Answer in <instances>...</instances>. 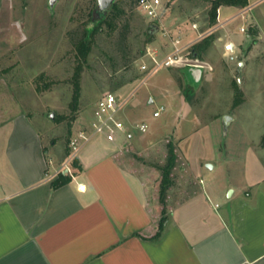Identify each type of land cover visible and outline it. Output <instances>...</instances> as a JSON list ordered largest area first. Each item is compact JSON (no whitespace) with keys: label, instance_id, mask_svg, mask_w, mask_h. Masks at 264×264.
Masks as SVG:
<instances>
[{"label":"rangeland","instance_id":"rangeland-1","mask_svg":"<svg viewBox=\"0 0 264 264\" xmlns=\"http://www.w3.org/2000/svg\"><path fill=\"white\" fill-rule=\"evenodd\" d=\"M131 1L116 0L122 13L111 25L101 23L97 0H55L53 7L50 0H0V116L28 117L48 150L57 146L66 152L74 133L93 120L98 102L113 93L125 103L121 120L132 124L136 168L151 185L156 187L161 180L159 167L169 159V144L175 148L174 186L166 204H161L164 215L170 208L167 200L177 198L176 194L185 196L191 182L184 171V151L195 166L205 159L217 165L214 173L203 169L207 183L222 177L219 166H225L233 152L256 149L264 161V7L248 12V20L232 24L238 35L244 36L241 26L251 34L239 41L240 50L233 58H227L215 41L219 33L209 40L208 34L184 54L191 59L190 50L197 48L207 69L184 64L151 73L141 69L152 64L148 49H157L160 59L168 51L162 50L160 30L149 37L151 23ZM205 6L193 11L174 3L169 21L173 26L197 21L205 31L212 28L210 7ZM255 14H259L260 34L251 18ZM96 28L100 30L92 36L88 60L76 78L82 62L76 43L86 29L92 33ZM161 107L165 111L155 118ZM225 116L232 118L227 128ZM143 122L149 127L145 134L137 127ZM155 190L160 199L159 186Z\"/></svg>","mask_w":264,"mask_h":264},{"label":"crops","instance_id":"crops-1","mask_svg":"<svg viewBox=\"0 0 264 264\" xmlns=\"http://www.w3.org/2000/svg\"><path fill=\"white\" fill-rule=\"evenodd\" d=\"M209 1L162 0L166 10L162 24L171 38L182 39L185 53L201 44L203 35L219 33L215 41L227 58H233L240 50L239 41L251 34L242 32L241 26L244 36L238 35L232 24L248 20V12L263 8L264 0H249L245 9L221 6L217 24L205 31L197 21L175 26L169 21L172 4L198 11L202 4L208 9ZM251 18L262 33L259 14ZM194 23L198 29L192 27ZM161 35L162 50L169 54L172 39ZM194 51L190 50L192 55ZM188 62L196 63L186 65L189 68L207 69L199 53ZM89 124L90 119L83 128ZM125 124L126 131L115 141L101 134L93 136L69 163L71 174H60L70 148L48 150L28 117L0 116V264H264L260 151L233 152L225 166H219L222 177L207 183L202 179L203 169L209 171L205 165L213 160L195 166L183 150L184 171L191 182L185 196L176 194L177 198L167 200L170 208L163 215L155 190L159 181L156 187L151 185L136 168L132 155L137 142L131 122ZM214 149L218 159L219 150ZM212 170H217L216 164ZM60 175L69 181L54 188L52 183ZM80 183L87 186L85 192L78 190ZM162 217H167L163 235L150 239Z\"/></svg>","mask_w":264,"mask_h":264},{"label":"built area","instance_id":"built-area-1","mask_svg":"<svg viewBox=\"0 0 264 264\" xmlns=\"http://www.w3.org/2000/svg\"><path fill=\"white\" fill-rule=\"evenodd\" d=\"M139 9L149 19V22L159 27V30L165 38L172 39L173 50L163 59L159 58V51L157 49L149 48L147 56L151 60V66L143 64L141 66L142 71L146 72L151 70V73L158 71L161 68L178 67L185 63L189 66H195L196 63H189V59L185 57V48L183 47L182 39L180 37L171 38V33L163 26L162 18L165 14V6L162 0H140ZM194 29H198V25L194 23L192 25ZM242 32L246 30L241 29ZM206 35V34H205ZM203 35V37L205 36ZM228 50H231V45L227 46ZM125 103L120 101L113 93L106 94L97 104V108L94 112V118L89 124V128L80 129L70 140L69 148L71 149L70 158L67 163L64 164L63 168L59 171L60 174H71V168L69 163L78 155L83 144L90 141L95 135H105L109 141H115L117 136L126 131V124L120 118V114L123 110ZM165 111L164 107L159 108L153 114L155 118H159ZM140 133L145 134L148 132V125L141 123L137 125ZM87 186L80 183L78 190L85 192Z\"/></svg>","mask_w":264,"mask_h":264},{"label":"trees","instance_id":"trees-1","mask_svg":"<svg viewBox=\"0 0 264 264\" xmlns=\"http://www.w3.org/2000/svg\"><path fill=\"white\" fill-rule=\"evenodd\" d=\"M139 2L140 0H132L131 6L132 7L134 5L138 6ZM209 4H210L209 21H210V25L213 27L217 24L218 9L221 6H234V7H238L241 9H245L249 6V0H212V1H209ZM118 9H121V8L119 7V4L115 2L107 13L105 14L100 13L102 16L101 23H105V24L107 23L111 25L114 24V22L116 23V20L121 17V13H122ZM99 30H100L99 28H96L92 33H89V29H86L84 35H82V37L79 38L78 43H76L77 49L82 52V62L80 61V66L78 67L76 78L79 77L81 74L83 63L88 60L89 54L91 52L92 44H93L91 38ZM112 30L115 31L113 28ZM149 37L152 38L153 36L149 33ZM212 38H213L212 36H209V38L207 37L208 40ZM147 43H151L150 40ZM195 53H198L197 48H195L193 55ZM169 153H170V156H169L167 163L159 167V171L161 172V180L159 182V195H160V202L163 206L166 204V197H167V193L169 189L172 186H174V178H173L172 173L176 167L178 156L176 154L173 144H169ZM68 181L69 179L67 177L60 175V177L57 180H55L52 183V185L54 188H58L64 185L65 183H67ZM166 220H167V217H162L160 219L157 230L150 237V239L156 240V239H159L163 235Z\"/></svg>","mask_w":264,"mask_h":264},{"label":"water","instance_id":"water-1","mask_svg":"<svg viewBox=\"0 0 264 264\" xmlns=\"http://www.w3.org/2000/svg\"><path fill=\"white\" fill-rule=\"evenodd\" d=\"M116 2V0H97V3H98V9H99V12L101 14H105L107 13L111 7L113 6V4ZM54 3H55V0H50V6L53 7L54 6ZM159 31V27L155 24H152L150 26V34L153 36L155 34H157ZM232 48H233V45H232ZM241 65V64H240ZM198 70H201V68H197ZM51 118H53V115H51ZM232 121V118L229 117V116H225L224 117V123H225V126L226 128L229 126L230 122ZM207 168H210V169H213V166L208 164L207 165ZM233 192L230 191L229 195L231 196Z\"/></svg>","mask_w":264,"mask_h":264}]
</instances>
